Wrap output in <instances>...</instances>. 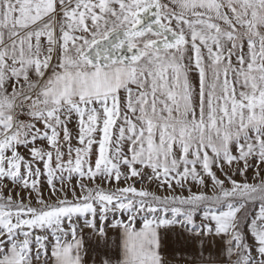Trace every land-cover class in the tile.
I'll list each match as a JSON object with an SVG mask.
<instances>
[{
	"label": "snow or ice",
	"instance_id": "6c2138e0",
	"mask_svg": "<svg viewBox=\"0 0 264 264\" xmlns=\"http://www.w3.org/2000/svg\"><path fill=\"white\" fill-rule=\"evenodd\" d=\"M85 229L264 264V0H0V264H87Z\"/></svg>",
	"mask_w": 264,
	"mask_h": 264
},
{
	"label": "crops",
	"instance_id": "0c3cea01",
	"mask_svg": "<svg viewBox=\"0 0 264 264\" xmlns=\"http://www.w3.org/2000/svg\"><path fill=\"white\" fill-rule=\"evenodd\" d=\"M89 231L85 229L83 232L85 248L87 250L85 256L87 264H100V261L104 258L110 259L115 264L118 258V251L115 248L109 249L107 252L97 249L95 243L89 240ZM179 231V229L167 231L161 229L162 239L165 241L164 255L169 260V264H193L194 258L199 254L201 241L198 238L185 240L182 236L178 235ZM108 233L110 237L115 238V234L110 228L108 229ZM219 246L220 241L218 239L204 238V256L207 257L209 253H218Z\"/></svg>",
	"mask_w": 264,
	"mask_h": 264
},
{
	"label": "rangeland",
	"instance_id": "374dc122",
	"mask_svg": "<svg viewBox=\"0 0 264 264\" xmlns=\"http://www.w3.org/2000/svg\"><path fill=\"white\" fill-rule=\"evenodd\" d=\"M195 190V189H194ZM197 223H199V219L197 220Z\"/></svg>",
	"mask_w": 264,
	"mask_h": 264
}]
</instances>
